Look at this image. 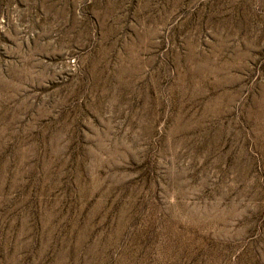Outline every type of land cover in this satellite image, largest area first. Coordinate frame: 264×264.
I'll list each match as a JSON object with an SVG mask.
<instances>
[{"label":"rangeland","instance_id":"obj_1","mask_svg":"<svg viewBox=\"0 0 264 264\" xmlns=\"http://www.w3.org/2000/svg\"><path fill=\"white\" fill-rule=\"evenodd\" d=\"M0 264H264V0H0Z\"/></svg>","mask_w":264,"mask_h":264}]
</instances>
